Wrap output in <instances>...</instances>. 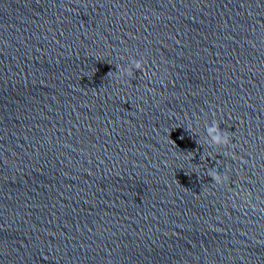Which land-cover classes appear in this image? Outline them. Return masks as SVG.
I'll return each instance as SVG.
<instances>
[{
  "label": "water",
  "instance_id": "95a60500",
  "mask_svg": "<svg viewBox=\"0 0 264 264\" xmlns=\"http://www.w3.org/2000/svg\"><path fill=\"white\" fill-rule=\"evenodd\" d=\"M0 264H264V0H0Z\"/></svg>",
  "mask_w": 264,
  "mask_h": 264
},
{
  "label": "clouds",
  "instance_id": "9594fccd",
  "mask_svg": "<svg viewBox=\"0 0 264 264\" xmlns=\"http://www.w3.org/2000/svg\"><path fill=\"white\" fill-rule=\"evenodd\" d=\"M135 67L137 69L143 70V63L139 60H135ZM209 135L212 137L213 142L220 145H229L230 140L227 137H223L218 134L217 127L213 126L209 130ZM214 179L218 182L219 185L225 183L227 176H215Z\"/></svg>",
  "mask_w": 264,
  "mask_h": 264
}]
</instances>
